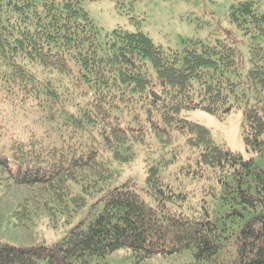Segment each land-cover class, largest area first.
Segmentation results:
<instances>
[{
  "label": "trees",
  "instance_id": "trees-1",
  "mask_svg": "<svg viewBox=\"0 0 264 264\" xmlns=\"http://www.w3.org/2000/svg\"><path fill=\"white\" fill-rule=\"evenodd\" d=\"M82 1L0 0V179L42 188L51 217L90 204L55 244L0 242V264H91L119 250L138 263L189 252L183 264H264V171L181 117L241 110L246 150L264 155V2L228 10L239 31L263 38L245 60L225 39L164 52L140 31L99 38ZM148 132L155 144L183 139L194 165L180 169L210 181L212 209L163 181L177 156L146 163L145 188L115 184L113 164L132 162Z\"/></svg>",
  "mask_w": 264,
  "mask_h": 264
},
{
  "label": "rangeland",
  "instance_id": "rangeland-1",
  "mask_svg": "<svg viewBox=\"0 0 264 264\" xmlns=\"http://www.w3.org/2000/svg\"><path fill=\"white\" fill-rule=\"evenodd\" d=\"M234 0H94L82 1L81 7L88 13L95 26L98 37L102 38L115 28L147 35L153 44L164 52L182 51L189 41L213 43L226 40L236 51L248 59L250 44L261 43L263 38L245 35L229 22L228 10ZM259 2H264L260 0ZM187 121L195 122L206 128L215 144L224 145L232 152L239 153L243 159H252L258 169L264 171V155L250 153L246 150L241 137L243 115L241 110H234L222 118H217L200 109L187 110L181 113ZM145 113L142 114V119ZM166 138V135H161ZM160 139L149 133L144 144H136L135 156L128 164H113L118 171L116 183L125 179L133 181L137 188L146 187L144 166L150 160L173 159L162 172L163 181L174 191L186 189L189 200L198 203L206 196L207 204L214 207V198L208 193L210 181L195 178L182 173L181 167L194 165L191 150L184 145L181 137L175 132L169 134L170 142L155 144ZM1 175V174H0ZM1 177V176H0ZM7 181L0 179V242L16 246H50L58 242L70 227L88 218V207L72 218L56 214L51 217L49 208L44 206L50 201L46 191L38 186H13L7 188ZM106 182L102 188L109 186ZM143 194V192H141ZM147 201L153 198L143 194ZM51 211H56L53 204ZM24 206L20 213L19 207ZM188 207L200 208L197 203ZM184 206L178 208L183 210ZM192 260L189 252L176 255L154 256L138 263L128 250H119L104 259H94L91 264H183Z\"/></svg>",
  "mask_w": 264,
  "mask_h": 264
}]
</instances>
